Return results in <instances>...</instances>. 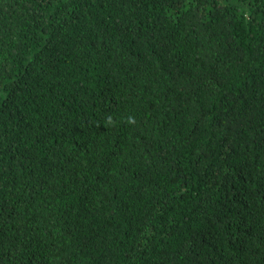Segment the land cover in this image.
I'll use <instances>...</instances> for the list:
<instances>
[{"label":"trees","instance_id":"trees-1","mask_svg":"<svg viewBox=\"0 0 264 264\" xmlns=\"http://www.w3.org/2000/svg\"><path fill=\"white\" fill-rule=\"evenodd\" d=\"M0 264H264V0H0Z\"/></svg>","mask_w":264,"mask_h":264}]
</instances>
